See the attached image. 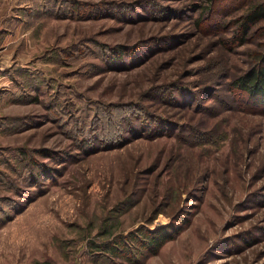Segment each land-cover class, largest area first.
Masks as SVG:
<instances>
[{
	"label": "rangeland",
	"instance_id": "obj_1",
	"mask_svg": "<svg viewBox=\"0 0 264 264\" xmlns=\"http://www.w3.org/2000/svg\"><path fill=\"white\" fill-rule=\"evenodd\" d=\"M259 2L0 0V264H264V104L233 86ZM173 223L151 255L92 247Z\"/></svg>",
	"mask_w": 264,
	"mask_h": 264
},
{
	"label": "trees",
	"instance_id": "obj_2",
	"mask_svg": "<svg viewBox=\"0 0 264 264\" xmlns=\"http://www.w3.org/2000/svg\"><path fill=\"white\" fill-rule=\"evenodd\" d=\"M63 9V7H62ZM264 18V2H259L254 5L245 15L243 26L247 31L251 28L252 24ZM257 64L249 68L247 71L239 75L234 81L235 88L246 93L250 99H253L257 104H264V51L259 53ZM35 90L41 94V85L35 84ZM22 152L21 148H18ZM20 157V153H19ZM21 159V157H20ZM1 162V161H0ZM7 161L5 160V164ZM16 172L15 164H9ZM1 169V167H0ZM12 172L0 170V187L1 183L4 188H13L14 180ZM21 204V203H20ZM18 208L15 198L6 194H0V212L7 210L8 206ZM183 227L181 224H162L156 227H147L140 225L126 233H116L113 235L111 228H107L104 234L113 235L105 241L91 240L94 250H103L111 258H126L131 259L135 257V252L139 251L147 254H154L159 252L161 247L170 239L176 237Z\"/></svg>",
	"mask_w": 264,
	"mask_h": 264
}]
</instances>
